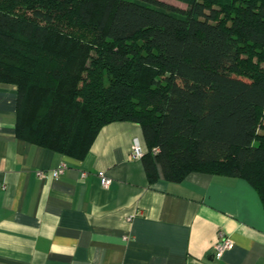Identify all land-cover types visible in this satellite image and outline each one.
Returning <instances> with one entry per match:
<instances>
[{
  "label": "trees",
  "instance_id": "16d2710c",
  "mask_svg": "<svg viewBox=\"0 0 264 264\" xmlns=\"http://www.w3.org/2000/svg\"><path fill=\"white\" fill-rule=\"evenodd\" d=\"M0 0L19 139L84 160L141 126L151 183L247 181L264 206V0Z\"/></svg>",
  "mask_w": 264,
  "mask_h": 264
},
{
  "label": "crops",
  "instance_id": "0c3cea01",
  "mask_svg": "<svg viewBox=\"0 0 264 264\" xmlns=\"http://www.w3.org/2000/svg\"><path fill=\"white\" fill-rule=\"evenodd\" d=\"M18 98L0 83V264H264V206L247 181L160 171L151 183L131 122L105 126L84 160L61 155L18 138ZM63 163L60 178L37 176ZM221 233L234 247L217 260Z\"/></svg>",
  "mask_w": 264,
  "mask_h": 264
},
{
  "label": "built area",
  "instance_id": "2783aa9c",
  "mask_svg": "<svg viewBox=\"0 0 264 264\" xmlns=\"http://www.w3.org/2000/svg\"><path fill=\"white\" fill-rule=\"evenodd\" d=\"M144 155L145 151L142 144L140 142H136L133 147L132 156L135 159H142ZM67 170L68 165L63 163L57 169L52 171H38L37 176L45 179H58L63 176ZM82 176L85 177L86 174L83 173ZM99 176L103 187L108 188L112 184V180L106 177L103 172H101ZM233 247L234 242L232 241V239L221 233L217 243L214 246L215 258L217 260H221L224 257L225 253L233 249Z\"/></svg>",
  "mask_w": 264,
  "mask_h": 264
},
{
  "label": "rangeland",
  "instance_id": "374dc122",
  "mask_svg": "<svg viewBox=\"0 0 264 264\" xmlns=\"http://www.w3.org/2000/svg\"><path fill=\"white\" fill-rule=\"evenodd\" d=\"M161 1H164L168 4L175 5V6L180 7V8H184V9L187 8V6L179 0H161Z\"/></svg>",
  "mask_w": 264,
  "mask_h": 264
}]
</instances>
